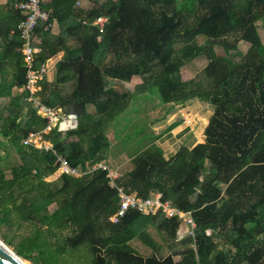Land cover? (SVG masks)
I'll return each mask as SVG.
<instances>
[{
    "label": "trees",
    "instance_id": "1",
    "mask_svg": "<svg viewBox=\"0 0 264 264\" xmlns=\"http://www.w3.org/2000/svg\"><path fill=\"white\" fill-rule=\"evenodd\" d=\"M21 1L0 5V101L21 90L10 98L0 129L7 143L0 157V239L31 264H264V42L258 31L264 0H46L41 9L49 19L35 29L34 68L62 57L36 97L78 119L75 130L44 137L53 151L23 145L46 122L23 90L22 14L15 8ZM83 1L92 5L77 4ZM99 18L103 25L94 24ZM241 44L250 46L247 53ZM200 59L207 61L202 77L185 82L182 70ZM106 79L134 82L135 92ZM150 92L163 105L208 104L214 113L205 142L170 159L153 145L112 180L109 131ZM9 149L17 160L7 177L1 165ZM60 156L84 174L48 181ZM119 189L142 199L162 195L190 214L196 227L185 224L191 230L186 248L172 250L179 218L136 210L119 218ZM135 241L162 257L144 258L131 246Z\"/></svg>",
    "mask_w": 264,
    "mask_h": 264
},
{
    "label": "built area",
    "instance_id": "2",
    "mask_svg": "<svg viewBox=\"0 0 264 264\" xmlns=\"http://www.w3.org/2000/svg\"><path fill=\"white\" fill-rule=\"evenodd\" d=\"M46 0H23L15 5L22 14V19L17 25V31L22 41L20 51L22 53L26 65V83L23 90L27 91V101L30 102L36 111V114L45 120L46 126L40 132H29L23 140V145L44 151H53V144L46 140L44 137L49 135L52 131L57 133H65L70 130H75L78 127V119L74 114H65L59 108H51L43 103L36 97L40 91L39 83L43 79L49 80L48 73L51 72L55 65L54 57L42 63L38 68H34L35 55L38 54L39 48L37 47L38 40L35 36V29L42 23L47 22L49 13L41 9V5ZM80 5L81 3H77ZM105 18H99L94 24L103 25ZM58 170L61 175H81L83 172L77 171L69 167L63 157H58L56 161ZM103 167V165H101ZM104 168V167H103ZM60 175V176H61ZM119 175L110 173L109 178L115 180ZM112 186H114L112 184ZM120 210L118 213L119 218H124L130 210H136L145 217L163 215L166 219L179 218L186 225H190L192 230L196 225L190 217V214H182L179 210L173 208L170 203L163 202L162 195L156 194L148 199L139 198L137 195L126 194L122 189H119ZM114 223L118 219L113 220Z\"/></svg>",
    "mask_w": 264,
    "mask_h": 264
},
{
    "label": "rangeland",
    "instance_id": "3",
    "mask_svg": "<svg viewBox=\"0 0 264 264\" xmlns=\"http://www.w3.org/2000/svg\"><path fill=\"white\" fill-rule=\"evenodd\" d=\"M4 1V0H1ZM83 7H89L90 3L82 4ZM258 31L262 38V41L264 42V26L262 24L258 25ZM241 51L243 53H247L250 46L248 44H241L240 46ZM218 54H222V51L217 50ZM57 57L55 56L54 59ZM207 66V61L205 59L196 60L193 63L187 65L182 70V78L183 80L190 81V80H200V78L203 75V71ZM52 74V73H51ZM49 80L50 81V73H48ZM106 82L109 86H113L119 91H125L128 93H134V82L131 84L125 83V84H119L117 81H112L110 79H106ZM139 84V83H138ZM21 90L19 89H13L11 91V96L6 97L0 101V112L2 114L3 119L0 120V129L1 125H3L5 117L9 115L10 109L12 108L9 106L10 98L13 96H16L17 94H20ZM196 101V100H195ZM192 102V101H191ZM202 108H204V115L206 116V121L208 120V117L210 114L214 113V110L205 102L199 101ZM190 103V102H189ZM186 105V104H185ZM182 106V105H177ZM150 109L157 110L159 109L160 116H163L165 111L168 109L167 105L161 104L160 100L155 97V94L148 93L146 96L140 97L136 99L130 108L124 113L123 116L120 117L119 120H117L116 127H113L109 131V140L111 144H114V149L111 154L115 151H123L127 155L135 156L138 153L143 152L144 150L148 149L150 145L154 142L155 138L159 137L160 135L155 134L152 125L150 123V120L157 119L156 115L153 114L150 115ZM89 112H93L92 107L88 108ZM158 116V114H157ZM191 123H193L192 119H190ZM206 123V122H205ZM205 123L202 121L201 127H205ZM1 131V130H0ZM115 141H117L115 143ZM156 141V140H155ZM6 141L4 137L0 134V157H5L4 149L6 147ZM153 146V145H152ZM10 150V157L6 159L5 162H2V168L6 169V176H9V169L12 165L16 163V156L13 154V150ZM122 154V153H121ZM130 165V164H129ZM60 173L56 171V173L48 178V181H55L60 177ZM154 235V238L159 242H162V238L156 233L152 232ZM189 237H191V230L188 229V227L185 225V223H182L181 230L178 234V242L172 243L173 246V252H179L186 248L185 244L189 242ZM131 246L137 250L144 258H150V257H157L161 258L162 256H158L156 254H153L152 251L147 249L143 244H141L138 241H135L131 244ZM171 246V247H172ZM11 250L14 251V249L11 248ZM27 262V261H26ZM31 264L30 262H28Z\"/></svg>",
    "mask_w": 264,
    "mask_h": 264
},
{
    "label": "crops",
    "instance_id": "4",
    "mask_svg": "<svg viewBox=\"0 0 264 264\" xmlns=\"http://www.w3.org/2000/svg\"><path fill=\"white\" fill-rule=\"evenodd\" d=\"M6 2L7 0H0V5H4ZM83 3L88 4L86 1H83L81 4ZM52 33H58L56 25L52 26ZM56 57L55 62L62 57V53L56 55ZM167 107L168 109L163 116H160L161 114L158 112L159 109H150L149 111L151 116L155 114L157 118L150 120L152 129L155 134L160 135L158 138H155L156 141L154 140L152 145H156L163 151L166 159H170L175 156L182 147L193 149L198 145L204 144L205 130L213 114L211 113L206 121L204 108H202L198 100H194L182 106L167 105ZM190 119H192L193 123L190 122ZM202 121L204 123L206 122L205 127H201ZM116 142L117 141H115V143ZM152 145H150V147ZM111 147L113 151L114 144H111ZM139 154L140 153L137 155ZM137 155L130 156L123 151H115L111 154L106 164L111 168L112 173L119 175L120 170L128 166Z\"/></svg>",
    "mask_w": 264,
    "mask_h": 264
},
{
    "label": "water",
    "instance_id": "5",
    "mask_svg": "<svg viewBox=\"0 0 264 264\" xmlns=\"http://www.w3.org/2000/svg\"><path fill=\"white\" fill-rule=\"evenodd\" d=\"M0 264H26V261L0 239Z\"/></svg>",
    "mask_w": 264,
    "mask_h": 264
},
{
    "label": "bare ground",
    "instance_id": "6",
    "mask_svg": "<svg viewBox=\"0 0 264 264\" xmlns=\"http://www.w3.org/2000/svg\"><path fill=\"white\" fill-rule=\"evenodd\" d=\"M26 264H28V263L26 262Z\"/></svg>",
    "mask_w": 264,
    "mask_h": 264
}]
</instances>
